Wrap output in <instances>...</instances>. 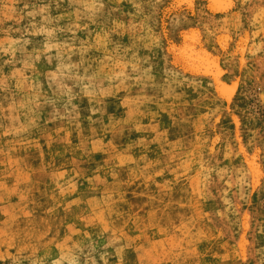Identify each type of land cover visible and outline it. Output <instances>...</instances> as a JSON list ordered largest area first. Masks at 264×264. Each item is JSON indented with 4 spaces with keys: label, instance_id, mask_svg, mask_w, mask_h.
<instances>
[{
    "label": "rangeland",
    "instance_id": "rangeland-1",
    "mask_svg": "<svg viewBox=\"0 0 264 264\" xmlns=\"http://www.w3.org/2000/svg\"><path fill=\"white\" fill-rule=\"evenodd\" d=\"M225 1L0 0V264H264V0Z\"/></svg>",
    "mask_w": 264,
    "mask_h": 264
},
{
    "label": "bare ground",
    "instance_id": "bare-ground-1",
    "mask_svg": "<svg viewBox=\"0 0 264 264\" xmlns=\"http://www.w3.org/2000/svg\"><path fill=\"white\" fill-rule=\"evenodd\" d=\"M229 1V0H228ZM212 4L215 5V9H217L216 11L224 8V6L226 5V1L225 0H212ZM214 5H212L214 7ZM226 9V8H225ZM215 11V10H214ZM198 36V33L196 31H193L191 33H189V37L192 38L193 40L196 39V37ZM207 61V60H206ZM210 62V61H209ZM212 63V62H211ZM208 64V63H207ZM213 65V64H212ZM211 66V64H210ZM220 72V71H219ZM207 73V72H206ZM218 87L219 89L224 93L226 92H230L231 87H229V85H226L222 82L218 83ZM221 92V93H222ZM233 92L231 93L232 96Z\"/></svg>",
    "mask_w": 264,
    "mask_h": 264
}]
</instances>
